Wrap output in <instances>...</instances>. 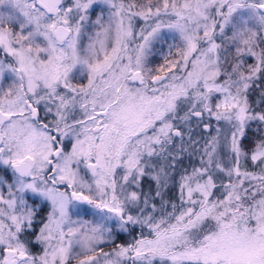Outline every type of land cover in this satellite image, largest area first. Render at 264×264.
Returning <instances> with one entry per match:
<instances>
[{
    "label": "snow or ice",
    "instance_id": "obj_1",
    "mask_svg": "<svg viewBox=\"0 0 264 264\" xmlns=\"http://www.w3.org/2000/svg\"><path fill=\"white\" fill-rule=\"evenodd\" d=\"M261 80L264 0H0V264H264Z\"/></svg>",
    "mask_w": 264,
    "mask_h": 264
},
{
    "label": "rangeland",
    "instance_id": "obj_2",
    "mask_svg": "<svg viewBox=\"0 0 264 264\" xmlns=\"http://www.w3.org/2000/svg\"><path fill=\"white\" fill-rule=\"evenodd\" d=\"M124 2H125V4H127V3L131 2V0H124ZM145 3H147V0H145V2L143 4H145ZM153 3H156V0H153ZM169 43H175V42L169 41ZM154 52H155L154 53L155 54L154 57H152L151 54L149 55V66L152 67L153 69H156V68H158V67H160L161 65L164 64V58L163 57H164V55L167 54L168 47H167V45H164L163 47H161L160 45H156V48H155V51ZM172 52L175 54L176 49L173 48L172 49ZM176 58H178L176 55H173V56H170L169 57V59H176ZM257 92H259V90H256V96H259V95H257ZM257 100H258V98H255L254 103ZM262 107H264V105H262ZM213 124L215 125V121H213ZM250 133H253V132L250 131L249 134ZM249 136H248V139H249L250 143L251 142L252 143L250 145H248L246 142L243 141L245 150H251V148L253 147L254 141L257 139V138H255L254 140H252ZM196 138L199 139L200 137L197 136ZM201 142H203V141H201ZM222 155H223V153H222ZM227 162L228 163H231V159H229ZM193 166H196V167L199 166V156L198 155H191V156L185 155V157H184V159L182 161V164L179 165L178 168H177V172L175 174L176 181L177 182L179 181V175L183 171V169L187 168L189 171H191V168ZM242 170H247V171H250V172H255L257 174L259 173V169L252 164V162H251L250 159L248 161H246V162H242ZM225 182H227V178H225ZM150 183L151 182L149 180L145 179V181H144V188H145V190H147V188L149 187ZM252 183H256V182H252ZM168 196L172 198L173 202L179 201L178 183H171L170 184V187H169V190H168ZM168 211H171V209L169 208ZM121 244H123V243H121Z\"/></svg>",
    "mask_w": 264,
    "mask_h": 264
},
{
    "label": "trees",
    "instance_id": "obj_3",
    "mask_svg": "<svg viewBox=\"0 0 264 264\" xmlns=\"http://www.w3.org/2000/svg\"><path fill=\"white\" fill-rule=\"evenodd\" d=\"M135 2L137 3V5H139V4H143L144 2H145V0H135ZM143 22V23H142ZM143 24H144V21H140L139 19L137 20V21H135V25H136V30L138 31V29L140 28V27H142L143 26ZM155 51V50H154ZM155 52H153V54H151V56L152 57H154L155 56V54H154ZM259 84H260V86L261 87H264V80H261V81H259L258 82ZM257 95H260V93L259 92H257ZM255 98H259V96H256V91H254V92H252L251 93V95H250V100L254 103V100H255ZM255 127V125H253V128ZM250 136V138L252 139V140H254L255 138H257L256 137V135L255 134H253V133H250L249 134ZM244 142H246L248 145H250L251 143H250V141H249V139L247 138L246 140H244ZM247 164V163H246ZM248 167V166H247ZM249 168V167H248Z\"/></svg>",
    "mask_w": 264,
    "mask_h": 264
},
{
    "label": "flooded vegetation",
    "instance_id": "obj_4",
    "mask_svg": "<svg viewBox=\"0 0 264 264\" xmlns=\"http://www.w3.org/2000/svg\"><path fill=\"white\" fill-rule=\"evenodd\" d=\"M175 203L179 204L180 202L179 201H176ZM86 219H90L91 217L88 216V217H85ZM129 240V237L127 236H121L118 240H117V243H125L126 241ZM113 245L111 244H106V245H102L103 247V250L104 251H111V248H112ZM72 264H76V261H72Z\"/></svg>",
    "mask_w": 264,
    "mask_h": 264
}]
</instances>
